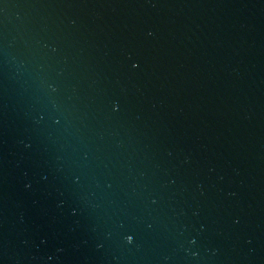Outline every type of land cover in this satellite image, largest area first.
Here are the masks:
<instances>
[{
	"label": "water",
	"instance_id": "water-1",
	"mask_svg": "<svg viewBox=\"0 0 264 264\" xmlns=\"http://www.w3.org/2000/svg\"><path fill=\"white\" fill-rule=\"evenodd\" d=\"M0 264H264V0H0Z\"/></svg>",
	"mask_w": 264,
	"mask_h": 264
}]
</instances>
